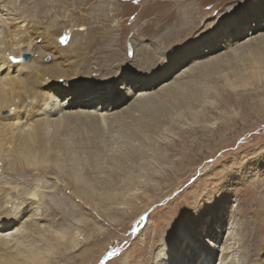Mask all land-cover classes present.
<instances>
[{"label":"rangeland","instance_id":"1","mask_svg":"<svg viewBox=\"0 0 264 264\" xmlns=\"http://www.w3.org/2000/svg\"><path fill=\"white\" fill-rule=\"evenodd\" d=\"M15 1L20 18L11 28L19 24L26 28L22 36L30 34L27 43L22 42L23 53H31L27 61L65 70L89 69L92 79H112L114 71L150 48L147 41L159 48L160 57L173 62L206 24L211 26L226 9L249 0ZM245 28L247 35L250 25ZM57 38L62 47L71 40L69 48L58 47ZM235 47V59L231 55L230 61L199 75L206 91L202 111L172 128L168 141L154 145L150 163L123 181L121 190L113 184L99 187L95 181L100 173L96 165L105 160L99 142L71 153L78 178L88 177L87 183L62 165L55 166L61 159L56 154L42 162L48 169L27 166V184L18 173H9L6 163L0 169V224L5 223L0 236L10 239L11 246L28 235L19 238L23 248L47 250L43 256L52 264H154L155 253L178 223H195L200 229L211 217L208 208L214 206L221 212L216 222L222 233L230 223L234 226L240 263L264 264V49L256 40ZM225 48L221 52L229 51ZM24 71L29 68L11 73ZM6 73L2 68L1 74ZM107 130L101 129L106 138ZM34 191L38 198L30 194ZM25 208L19 219L13 218ZM34 222L43 231L36 232ZM45 227L68 239L79 236L78 247L60 244L59 250H51L42 240ZM18 229L22 233L14 236Z\"/></svg>","mask_w":264,"mask_h":264},{"label":"bare ground","instance_id":"2","mask_svg":"<svg viewBox=\"0 0 264 264\" xmlns=\"http://www.w3.org/2000/svg\"><path fill=\"white\" fill-rule=\"evenodd\" d=\"M15 4V0H0V112L10 111L8 115L0 114V169L10 163L6 167L8 172L18 173L15 175L26 184L30 179L27 166L45 170L42 162L56 156L61 159L55 166H63L78 181L89 182L88 177L78 178V164L71 153L83 151L88 143L99 142L105 160L100 167L96 165L100 173L95 175V181L99 187L113 184L121 190L123 181L141 173L142 164L150 163L154 145L168 141L172 128H180L183 120L202 111L206 91L199 83L203 78L199 75L230 61L231 55L235 59L238 44L256 40L258 47L264 49V0H249L246 5L226 9L211 26L206 24L209 30L204 28L194 46L179 52L173 62L160 57L159 48L147 41L150 48L134 55L132 62L121 64L123 68L114 71L112 79H92L89 69L65 70L21 60L26 51L22 42L28 41L26 36L30 34L22 36L26 28L19 24L15 25L18 29L11 28L20 18ZM246 25H250L247 35ZM57 41L62 49L71 44L70 40L62 47L59 38ZM224 48L229 51L221 52ZM4 67L8 70L6 75L1 74ZM24 68L29 71L11 73ZM105 127L107 138L101 134ZM30 194L39 197L38 191ZM27 210L20 209L13 218L19 219ZM208 214L211 217L200 229L195 223H178L155 253L154 264H241L236 255L240 245L234 226L230 223L223 234L216 222L221 212L210 206ZM32 225L36 232L43 231L38 222ZM21 230L13 235L20 236ZM44 231L53 235L46 233L42 237L51 250H59L60 244L72 249L79 245V236L68 239L61 232L46 227ZM24 237L28 235L18 237L17 243L10 246L11 240L0 236V264H52L51 258L43 256L47 250L23 248L19 238Z\"/></svg>","mask_w":264,"mask_h":264},{"label":"water","instance_id":"3","mask_svg":"<svg viewBox=\"0 0 264 264\" xmlns=\"http://www.w3.org/2000/svg\"><path fill=\"white\" fill-rule=\"evenodd\" d=\"M22 57L24 60H28L31 57V53L30 52L23 53Z\"/></svg>","mask_w":264,"mask_h":264},{"label":"snow or ice","instance_id":"4","mask_svg":"<svg viewBox=\"0 0 264 264\" xmlns=\"http://www.w3.org/2000/svg\"><path fill=\"white\" fill-rule=\"evenodd\" d=\"M64 41L66 42L67 41V37L64 38ZM14 59V58H13Z\"/></svg>","mask_w":264,"mask_h":264}]
</instances>
